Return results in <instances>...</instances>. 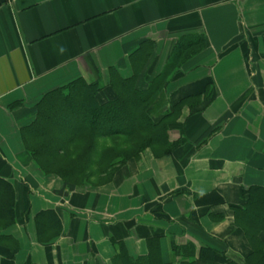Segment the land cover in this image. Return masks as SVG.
I'll use <instances>...</instances> for the list:
<instances>
[{
	"label": "crops",
	"instance_id": "obj_1",
	"mask_svg": "<svg viewBox=\"0 0 264 264\" xmlns=\"http://www.w3.org/2000/svg\"><path fill=\"white\" fill-rule=\"evenodd\" d=\"M184 47L194 55L148 110L155 123L169 115L178 146L60 195L21 140L39 100L78 80L99 86V103L115 99L116 77L145 91ZM0 178L16 213L1 235L18 246L0 247V264H114L119 244L135 262L151 241L162 264H246L234 210L264 189V0H0ZM44 211L61 233L41 244Z\"/></svg>",
	"mask_w": 264,
	"mask_h": 264
},
{
	"label": "trees",
	"instance_id": "obj_2",
	"mask_svg": "<svg viewBox=\"0 0 264 264\" xmlns=\"http://www.w3.org/2000/svg\"><path fill=\"white\" fill-rule=\"evenodd\" d=\"M191 42L186 46L191 47ZM186 50L185 47L184 52L177 49L162 76L145 91L135 84V77L129 80L116 77L110 85L116 91L115 99L99 103V86L78 80L39 100L34 121L20 132L21 140L37 169L62 181L60 195H68L86 185L83 183L90 175L104 174V165L108 162L110 168H114L110 181L119 167L139 158L145 151L165 156L178 146V142H170L169 115L155 123L148 110L154 101L155 89L164 81L166 83L168 75L194 55L192 51L185 53ZM183 105L184 100L174 108ZM104 142L110 146L104 148ZM245 195L246 203L234 210L235 225L244 233L252 249L246 264H264V189L252 187ZM15 223V192L10 183L0 178V247L17 249V242L12 237L1 235ZM35 225L41 244L61 233L60 220L53 211L39 213ZM152 243L148 258L135 262L119 244L114 264H162L158 248L155 244L151 247Z\"/></svg>",
	"mask_w": 264,
	"mask_h": 264
},
{
	"label": "rangeland",
	"instance_id": "obj_3",
	"mask_svg": "<svg viewBox=\"0 0 264 264\" xmlns=\"http://www.w3.org/2000/svg\"><path fill=\"white\" fill-rule=\"evenodd\" d=\"M102 145H104V148H108L110 146V144L108 142H104ZM110 162H108L107 164L104 165L105 167V173L104 174H101V175H97L95 177H92L90 175V177H86V182H84L83 184H86V185H83V186H91V187H97V186H100L102 184H105L109 181V178L110 176L112 175L113 171H114V168H110V165H109ZM116 164V163H114Z\"/></svg>",
	"mask_w": 264,
	"mask_h": 264
}]
</instances>
